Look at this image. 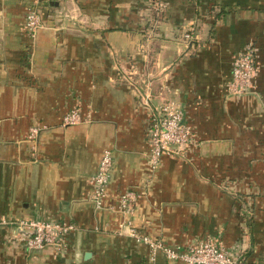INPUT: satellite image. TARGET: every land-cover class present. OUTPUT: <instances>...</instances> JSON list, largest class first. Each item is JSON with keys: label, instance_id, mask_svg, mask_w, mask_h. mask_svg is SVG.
<instances>
[{"label": "crops", "instance_id": "1", "mask_svg": "<svg viewBox=\"0 0 264 264\" xmlns=\"http://www.w3.org/2000/svg\"><path fill=\"white\" fill-rule=\"evenodd\" d=\"M0 0V217L64 221L65 248L28 250L0 227V264H183L124 232L119 196L139 194L133 226L172 247L222 243L264 264V0ZM31 10L43 27L24 29ZM189 37V38H188ZM253 45L254 92L230 97L234 57ZM174 102L197 145L149 168L147 127ZM79 108L90 122L64 127ZM44 127L37 140L30 128ZM108 197L89 199L103 152Z\"/></svg>", "mask_w": 264, "mask_h": 264}, {"label": "built area", "instance_id": "2", "mask_svg": "<svg viewBox=\"0 0 264 264\" xmlns=\"http://www.w3.org/2000/svg\"><path fill=\"white\" fill-rule=\"evenodd\" d=\"M168 0H153L157 15L164 14L168 8ZM24 29L34 37L43 27L39 11L31 10L24 19ZM189 38V37H188ZM258 72L257 55L253 45H248L238 53L232 62L231 80L227 86L230 97H241L254 92L255 79ZM90 115L83 116L79 108L66 113L63 117L64 127L89 123ZM44 127L30 128L29 140L35 142ZM149 151L147 161L149 168L156 170L163 157L182 155L189 148L196 146L197 141L192 129L184 121V113L174 102H167L151 114L147 127ZM114 159L113 152L106 149L101 157L96 174L91 179L93 187L89 199L98 210L103 209L108 197ZM139 194L127 191L119 196V211L123 217L124 232L139 244L149 248L150 260L162 254L169 261H180L183 264H243L240 257H235L222 243L212 240L198 241L187 247H172L159 239H154L139 232L134 226L132 217L136 210ZM14 224L19 233L18 239L28 250H39L48 246L65 248L68 237L76 231L72 223L64 221L47 222L38 220H21L16 223L0 217V227Z\"/></svg>", "mask_w": 264, "mask_h": 264}]
</instances>
